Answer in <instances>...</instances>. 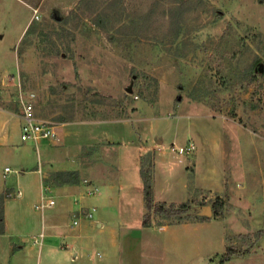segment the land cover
<instances>
[{"label": "rangeland", "instance_id": "rangeland-1", "mask_svg": "<svg viewBox=\"0 0 264 264\" xmlns=\"http://www.w3.org/2000/svg\"><path fill=\"white\" fill-rule=\"evenodd\" d=\"M21 93H34L38 119L57 126V140L39 149L55 171L51 178L68 167L81 181L57 187L49 180L56 204L37 210L39 176L30 172L40 158L18 128L9 129L19 147L0 165L19 172L9 175L7 190L23 196L5 199L0 264L49 263V237L79 231L81 220L72 224L82 208L73 214L72 200L106 176L116 179V163L128 189L116 187L108 203L94 200L106 188L85 195L83 212L96 207L95 220L104 222L103 231L94 228L88 237H107L121 221L141 227L148 213L141 153L154 162L157 200L188 202L192 209L183 218L211 220L199 227L206 238L199 250L177 244L173 253V244L170 256L199 253V263L228 264L222 259L232 248L231 264H264V0H0V106L20 107ZM173 144L195 149L181 156L171 152ZM43 231V246L33 248ZM140 237L124 244L123 263L160 264L161 248L139 247ZM87 248L83 262H98L106 251Z\"/></svg>", "mask_w": 264, "mask_h": 264}, {"label": "crops", "instance_id": "crops-1", "mask_svg": "<svg viewBox=\"0 0 264 264\" xmlns=\"http://www.w3.org/2000/svg\"><path fill=\"white\" fill-rule=\"evenodd\" d=\"M17 112H19V113H17ZM20 113H21V109L19 106L18 107L15 106L13 109L8 108V107H4V106H0V162L1 161L3 162L4 160L7 161L8 158L14 157V155L17 152V148L19 146H17L15 143L12 142L11 135L9 132H10V130L14 131L15 128H18V130L21 131V126H22L23 121L21 119ZM67 122L68 121H63V123H61V125L62 126L66 125V124H68ZM91 123L92 122L86 123V124H91ZM91 127L96 128V126H91ZM74 131H72V132L74 133ZM154 141H158V143H162V140H160V138H159V140H158V138H155ZM21 142H23V141L21 140ZM23 143H27L25 145L29 144L30 147L33 146L35 148L36 152L38 153V157L40 158L38 167L35 170H33V172H30L32 174H36L39 176L38 177V183H39L38 187H40V196H42L45 193V191L48 192V194L50 196H53L52 191L55 189L53 187L51 188L50 185H48L46 183V180H51L52 179L51 177L53 176V173L55 171L51 172L49 170V168L46 167V164L42 162L43 159L41 158L42 152L47 150L46 145H53V144L51 143V141H44L40 144H35L32 142H23ZM30 147L27 146L25 148V152H28V151L30 152L31 151ZM39 149L42 152L39 151ZM140 155L143 156L144 153H141ZM141 156H140V160H141ZM15 160L21 161L22 158L20 155H18ZM40 160L42 163H40ZM6 161H4V162H6ZM18 161H17V163H18ZM41 164H42V167H41ZM116 164H118V172H117L118 174H117L116 179L112 180L113 178L110 179L109 176H106L103 179H101L102 181H100L101 185L99 187L100 190L104 189V188H106L107 190L104 189L106 191V193L104 192L103 196L94 198L95 201L100 202V203H105V202L108 203L109 202L108 198H110V195L113 193H116V191H115V190H117L116 187H119L118 192L120 189H124V188L128 189V186H125V184H126L125 178H123V177L118 178L119 177V164L120 163H116ZM158 166H159V163L156 164V169L158 168ZM6 167H9V165H4L3 167L0 165V194L8 191L7 190V188H8L7 187V180H9L10 174L15 173V170H13V169H12L13 171L10 173L5 172ZM67 169H68V167H62L58 170L59 171H61V170L65 171ZM115 169L117 170V167ZM153 176H154L155 201L157 203H167V204L183 203V202H177V201H171V200L170 201H168V200H157L156 199L157 190H156V186H155V174ZM17 191L22 192V190H20V189H18ZM17 191L12 188L10 191H8L9 194H7V195L10 196V194H11V196L15 197L17 195ZM72 194H70V195L66 194L64 196H67V197L69 196L70 198L73 199L74 196ZM82 194L83 193H81V196L79 198L72 200L73 204L77 206V207L73 206V214L76 213V210L78 208L83 209L86 206L88 207L86 199H85V197H86L85 195H87V193H84L83 195ZM22 196H23V192H22V195L19 197H22ZM13 197H9V198H13ZM143 197H144V193H143ZM6 204H7V201L5 200L4 205H3L5 233L0 234V239L1 238L3 239L5 236H7V233H8V223H7V213H6L7 205ZM144 209H145V202H144ZM96 211H97V209H96ZM119 212H120V210H119ZM94 217H95V214H94ZM210 223H211V220L204 221V222L198 221V220H195V221L191 220L188 222H184V223L182 222V223H177V224H168V223L159 224V223H157V221L155 219H152V222L150 223L149 227H145L143 225V220H142L140 222L141 227H139V228H134L133 226L131 227L134 229V231H133V229H131L129 227V223L127 224L126 222L121 221L118 231H112V233L109 234L107 237L101 236L100 238H98V240H96L95 238L89 239V237H88L89 231L93 230L94 228H99L100 230L103 231L104 222L102 220H95V218L93 220L82 218L80 221V224H79L78 233L73 234V235H68V238L65 237L67 240L61 236L60 231H56L55 236L51 235V238L49 237L48 242L45 243V245L47 244L46 250H47V253L49 256V258H48L49 263H45V264H124L123 263L124 260L122 258V252L124 249V244L127 243L128 245H130L128 241L133 240L135 237L138 236V234H140V236H141L138 240H136V243L139 244V247L140 246L143 247L144 245H146L148 247V249L151 248L154 251H155V248H161V250L163 252H162L161 258H160V264H184L182 259L185 261V264L186 263L190 264L191 260H194L195 262L197 261L198 264H205L206 259H200V263H199L198 258H200V256H201L199 253H193V254H178V253H176V254H173L170 256V254H172V253L168 254V251H169L168 249L170 246L173 247V244L176 246L177 244L184 245L186 243H190V244L193 243L195 250H199L200 243L204 242L206 239V238L201 237L202 232H201V229L199 227L210 224ZM52 227H53V229L58 228L57 225L52 226ZM140 231H142L144 234L141 235L142 232H140ZM188 236H193L194 239H197V240H194V242H191V240L189 241L188 239H186V237H188ZM44 238H45V235H44ZM44 238H43V240H44ZM54 238H57V239L62 238V240H60V243H58V245H56V243H55L56 240ZM23 242L29 243V240L24 239ZM43 244L44 243L42 241V246H43ZM148 244H150V245H148ZM31 246L33 248L37 247L34 243L31 244ZM91 246H100V247L106 248L104 256L102 254L98 253V259H99L98 262H96V261L94 262V259L89 260V262H83V259L86 256V252L83 253L82 249H86L87 247L89 248ZM14 247H15V245H13L11 243L10 249L12 250V249H14ZM21 248H23V246H20V249ZM39 248H41V247H39ZM134 249H136V244L134 246ZM22 250H24V249H22ZM41 250H42V248L39 250V255H40ZM69 250H71L70 254L68 253ZM171 250L173 253L180 251L177 246L172 248ZM131 252H132V250H131ZM231 260L228 261V264H231ZM132 264H134V263H132ZM156 264H158V263H156Z\"/></svg>", "mask_w": 264, "mask_h": 264}, {"label": "trees", "instance_id": "trees-1", "mask_svg": "<svg viewBox=\"0 0 264 264\" xmlns=\"http://www.w3.org/2000/svg\"><path fill=\"white\" fill-rule=\"evenodd\" d=\"M34 26L32 25L27 34L33 33ZM62 120H67V118H62ZM94 149V147H92ZM97 149V148H95ZM93 152V151H92ZM154 162L147 161V157L145 155L141 156V177L143 180V193H144V202L145 207L148 211L146 214V218L143 221V225L145 227H149L153 217L159 219V221L170 220L173 218H177L179 223L185 222L184 220L189 221V218H183V216L188 213L190 209H192L191 204L188 202H183L180 204H167V203H157L155 201V193H154ZM81 173L79 171H58L54 174L52 178V183L59 187L64 185H76L81 181ZM51 181V180H50ZM46 180V183L50 182ZM7 193L3 192L0 194V234L5 233V224H4V201L7 198ZM219 199H217L218 201ZM216 201V202H217ZM214 204V215L219 216L220 211L219 207H217V203ZM191 219V218H190ZM210 217L204 216L199 218V221H209ZM236 252L232 248H228L227 252L224 254L222 263H226L234 258Z\"/></svg>", "mask_w": 264, "mask_h": 264}, {"label": "built area", "instance_id": "built-area-1", "mask_svg": "<svg viewBox=\"0 0 264 264\" xmlns=\"http://www.w3.org/2000/svg\"><path fill=\"white\" fill-rule=\"evenodd\" d=\"M34 99L35 94L32 93L31 95L25 96L23 93L19 95L18 103L21 108V119L23 121L20 131L21 140L23 142H32L35 144H40L44 141H55L59 137V133L57 131V126L50 122L38 119L35 115L34 110ZM195 149L194 144H190L187 147L186 146H177L173 144L170 146V150L172 153L177 155H185L186 153H189L190 151H193ZM13 170L10 167L5 168V172L10 173ZM15 173L19 174L17 170H15ZM23 173V171H22ZM91 187V190L86 191L88 196H93L98 193L100 188L95 186H88ZM47 189V188H46ZM89 189V188H88ZM94 193V194H93ZM18 196L22 195V192H17ZM56 204L55 200L48 194V192L45 191V193L41 196L40 202L35 206L37 210H45L47 208H51ZM96 208L93 207L92 209H89L88 211H84L83 209L79 212L81 213L79 216L76 215L72 227H76L79 224V220L82 218H86L89 220L94 219ZM44 232L40 233L38 236L33 238V243L35 245H42V241L44 238Z\"/></svg>", "mask_w": 264, "mask_h": 264}]
</instances>
